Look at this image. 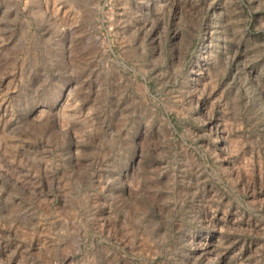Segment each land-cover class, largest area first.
<instances>
[{"label":"rangeland","instance_id":"374dc122","mask_svg":"<svg viewBox=\"0 0 264 264\" xmlns=\"http://www.w3.org/2000/svg\"><path fill=\"white\" fill-rule=\"evenodd\" d=\"M0 264H264V0H0Z\"/></svg>","mask_w":264,"mask_h":264}]
</instances>
